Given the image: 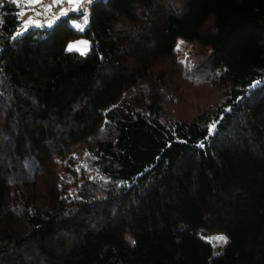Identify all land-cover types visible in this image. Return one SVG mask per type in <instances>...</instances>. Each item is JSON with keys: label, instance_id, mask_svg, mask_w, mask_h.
<instances>
[{"label": "trees", "instance_id": "obj_1", "mask_svg": "<svg viewBox=\"0 0 264 264\" xmlns=\"http://www.w3.org/2000/svg\"><path fill=\"white\" fill-rule=\"evenodd\" d=\"M20 27L0 0V264H264V0ZM180 42L205 53L177 62Z\"/></svg>", "mask_w": 264, "mask_h": 264}, {"label": "rangeland", "instance_id": "obj_2", "mask_svg": "<svg viewBox=\"0 0 264 264\" xmlns=\"http://www.w3.org/2000/svg\"><path fill=\"white\" fill-rule=\"evenodd\" d=\"M13 2H15L16 6L19 9V18L21 21V27L19 32H25L28 31L32 28H34L35 24H38L41 20L45 19L47 17V15L51 14L50 11V6L52 3L57 2L56 0H38V2H33V0H12ZM72 25L79 29V30H83L86 25L87 22H84L83 24H77V23H72ZM81 42H86V43H81ZM75 46L73 48V50L69 51V46ZM199 48L194 46V45H190L187 43H179L177 45V62L179 61L180 63L182 62H186V59H197L200 56L204 55L205 52L198 50ZM66 50L69 52H76L82 56H87L90 52V43L81 38V39H77L74 41L69 42V44L66 47ZM83 53V54H81ZM182 61V62H181ZM170 65V62L167 63ZM182 82H179V85L181 86V90L184 93L183 95L186 94L187 99H190L193 97V93L196 91L193 87H186L183 84H180ZM176 95H179L180 93L178 92V90L176 91ZM205 97L213 99L215 97V93L213 92H209L207 95H205V93H203ZM183 99V96H182ZM182 106H185L182 105ZM174 108V106H173ZM176 108V107H175ZM185 108H181L182 111H185ZM217 236H224L227 238L228 241V237L223 234V233H210L207 236L202 237L205 241H207L208 243H210V245L212 246L213 249V257H216L218 255L221 254L224 246L226 245L225 243L221 242H217L215 241L214 237Z\"/></svg>", "mask_w": 264, "mask_h": 264}, {"label": "built area", "instance_id": "obj_3", "mask_svg": "<svg viewBox=\"0 0 264 264\" xmlns=\"http://www.w3.org/2000/svg\"><path fill=\"white\" fill-rule=\"evenodd\" d=\"M96 1L98 0H84L81 3L71 7L67 1L60 0L50 6V11L52 17L61 18L69 15L70 13H79L86 11ZM76 22L82 23V19L78 18Z\"/></svg>", "mask_w": 264, "mask_h": 264}, {"label": "crops", "instance_id": "obj_4", "mask_svg": "<svg viewBox=\"0 0 264 264\" xmlns=\"http://www.w3.org/2000/svg\"><path fill=\"white\" fill-rule=\"evenodd\" d=\"M56 1H60V0H56ZM65 1H67L69 3V5L72 7V6H75L79 3H81L84 0H65ZM54 3H52V4H54ZM58 20H59V18H54V17H52V14H49V15H47V17L45 19L41 20L38 24H35L34 28H41V27L51 28Z\"/></svg>", "mask_w": 264, "mask_h": 264}, {"label": "snow or ice", "instance_id": "obj_5", "mask_svg": "<svg viewBox=\"0 0 264 264\" xmlns=\"http://www.w3.org/2000/svg\"><path fill=\"white\" fill-rule=\"evenodd\" d=\"M33 2H38V0H33ZM81 43H86V42H81ZM75 46H72V45H70L69 46V51H71V50H73V48H74ZM81 54H83V53H81ZM212 239H214L215 241H217V242H223V243H227L228 241H227V238L226 237H224V236H217V237H214V238H212ZM134 243V242H133Z\"/></svg>", "mask_w": 264, "mask_h": 264}]
</instances>
